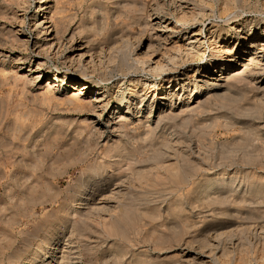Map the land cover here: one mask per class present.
I'll list each match as a JSON object with an SVG mask.
<instances>
[{"label":"rangeland","instance_id":"1","mask_svg":"<svg viewBox=\"0 0 264 264\" xmlns=\"http://www.w3.org/2000/svg\"><path fill=\"white\" fill-rule=\"evenodd\" d=\"M23 1L0 0V264H59L63 250V264H264V71L248 53H264V0H48L64 46L38 53L40 0ZM227 46L228 78L207 84ZM54 72L91 81L87 99L104 102L47 91ZM169 80L179 101L204 89L191 107L153 102ZM132 87L141 112L119 120ZM94 185L85 215L91 205L73 204Z\"/></svg>","mask_w":264,"mask_h":264},{"label":"bare ground","instance_id":"2","mask_svg":"<svg viewBox=\"0 0 264 264\" xmlns=\"http://www.w3.org/2000/svg\"><path fill=\"white\" fill-rule=\"evenodd\" d=\"M23 1V0H22ZM28 1V0H27ZM48 0H40V2H39V4L37 5L38 7L36 8L37 9V12L35 13V16H34V18H35V21H37L36 22V27H38V28H40V29H42V31H41V34H42V36L40 37V36H38V39L39 40H36V41H34L33 42V49H35L36 51H37V53L39 52V50H40V48H41V51H42V49H44V47L46 48V47H48V49L49 50H54L55 48L57 49L56 51H58V50H60V48L61 47H63L64 45V40H63V36H61V34L59 33L60 32V28H61V26H62V23H60V21L58 20H56V19H54V17H53V12L50 14V6L48 5V2H47ZM24 2V1H23ZM25 2H26V0H25ZM56 2H57V0H56ZM95 4V3H94ZM92 5V4H91ZM198 6V5H197ZM187 7V6H186ZM56 8V7H55ZM59 9V8H58ZM36 11V10H35ZM17 12V11H16ZM56 12H57V10H56ZM55 13V12H54ZM60 13V12H59ZM96 14H99V13H96ZM95 15V14H94ZM105 16H106V14H105ZM94 17V16H93ZM101 17V16H100ZM41 18V19H40ZM62 18V17H61ZM95 18V17H94ZM39 19V20H38ZM64 20V19H63ZM63 20H62V22H63ZM102 20V19H101ZM198 21V20H197ZM102 22V21H101ZM64 23V22H63ZM114 24V23H113ZM157 24V23H156ZM1 25V24H0ZM85 25V24H84ZM158 25H161V24H158ZM256 25V24H255ZM2 26V25H1ZM21 27V26H20ZM215 27V26H214ZM68 28V27H67ZM77 28H78V26H77ZM256 28H255V26L253 25V24H248L247 25V31H246V33H247V35H250V33H252L254 30H255ZM69 30V29H68ZM79 31V30H78ZM155 31V30H154ZM65 32V31H64ZM67 32V31H66ZM74 33H76L75 31H73ZM211 32H213V30L211 31ZM227 32V31H226ZM195 33V32H194ZM19 34V33H18ZM3 35V34H2ZM67 35V34H66ZM191 35V34H190ZM194 35V34H193ZM65 36V35H64ZM75 37V36H74ZM193 36H191V38H192ZM196 37V36H195ZM75 38H77V37H75ZM123 38V37H122ZM190 38V37H189ZM190 38V39H191ZM189 39V40H190ZM72 40V39H71ZM164 40V39H163ZM193 39H192V41H190V43L192 42L193 43ZM195 41H196V39H195ZM194 41V42H195ZM70 42V41H69ZM115 42V41H114ZM120 42V41H119ZM72 43V42H71ZM118 43V42H117ZM149 43V42H148ZM69 44V43H68ZM84 44V43H83ZM261 44V43H260ZM88 45V44H87ZM150 45V44H149ZM23 46V45H22ZM67 46V45H66ZM91 46V45H90ZM102 46V45H101ZM148 46V45H147ZM150 46H152V45H150ZM191 46H193V45H191ZM190 46V47H191ZM70 47V46H69ZM155 48V47H154ZM193 48V47H192ZM78 49V48H77ZM82 49V50H81ZM85 48H83L82 46H81V48H80V53H79V61L81 62V59L82 58H84V56H86L87 54V52H85V50H84ZM88 49V48H87ZM93 49V48H92ZM126 49V48H125ZM124 49V50H125ZM148 49H149V47H148ZM147 49V50H148ZM151 49V48H150ZM149 49V50H150ZM152 49H153V46H152ZM151 49V50H152ZM225 49V54L227 55V57H223V62H222V64H221V71H222V73H221V71H220V73H221V75H220V77H219V79H213V78H209L210 80H205L206 81V83L207 84H213L214 86H217V85H221L220 83H219V81L221 80V79H223V78H225V77H227L228 78V76L229 75H227V72H230L231 70H230V68L231 67H233L232 66V56H234V55H231V56H229V54L230 53H232L233 52V48H232V46H227V47H225L224 48ZM84 50V51H83ZM89 50V49H88ZM148 50V51H149ZM150 50V51H151ZM256 50V47H255V45H253V46H251V48H249V54H251L250 55V58H249V62H251L250 64L252 65H254V68L252 69L254 72H256L257 70H261V71H264V53L263 52H258V51H255ZM40 51V52H41ZM55 51V52H56ZM92 51V50H91ZM224 51V50H223ZM24 53V52H23ZM60 53V52H59ZM97 54V53H96ZM95 54V55H96ZM116 54V53H115ZM155 54V53H154ZM77 55H78V53H77ZM148 55V54H147ZM225 55V56H226ZM170 56H171V54H170ZM66 58V57H65ZM68 58V57H67ZM76 58V57H75ZM94 58V57H93ZM123 58V57H122ZM137 58V57H136ZM145 58V57H144ZM147 58V57H146ZM148 58H150V56H148ZM147 58V59H148ZM217 58V57H216ZM78 59V58H77ZM87 59V58H86ZM119 59H121V58H119ZM233 59H235V58H233ZM39 60V59H38ZM66 60H68V59H66ZM71 60V59H70ZM141 60V59H140ZM158 60V59H157ZM18 61V60H17ZM73 61V60H72ZM102 61V60H101ZM123 61V60H122ZM216 61V60H215ZM214 61V62H215ZM229 61L231 62V63H229ZM237 61V60H236ZM16 62V61H15ZM79 62V63H80ZM144 62V61H143ZM157 62V61H156ZM22 63V62H21ZM37 63H40V61L39 62H37ZM158 63V62H157ZM239 63V62H238ZM156 64V63H155ZM248 64V63H247ZM91 65V64H90ZM121 65H123V63H121ZM125 65V64H124ZM165 65V64H164ZM249 65V64H248ZM86 66H87V64H86ZM163 65H161L160 64V61H159V63L158 64H156V65H153L152 67L154 68V69H158V70H161L162 69V71H163V68H164V66H163V68H161ZM122 67V66H121ZM125 67V66H124ZM127 67V66H126ZM176 67V66H175ZM202 67V66H201ZM252 67V66H251ZM82 68V67H81ZM246 68V67H245ZM34 69V68H33ZM39 70H36L37 72H36V74H35V77H34V79H32L34 82H38L40 79H41V76H43V75H45L46 76V74L44 73L45 71L43 70V68H41L40 66H39V68H38ZM93 69V68H92ZM137 69V68H136ZM249 69H251L250 67H249ZM140 70V69H139ZM143 70V69H142ZM164 70H165V68H164ZM169 70V69H168ZM230 70V71H229ZM151 71H153V70H151ZM224 71V72H223ZM247 71H249V70H247ZM29 72V71H28ZM28 72H25V73H23L22 74V77L23 78H27V77H29L30 75L28 74ZM253 72V73H254ZM258 72V71H257ZM256 72V73H257ZM153 73V72H152ZM226 73V74H225ZM249 73V72H248ZM199 74V73H198ZM231 74V73H230ZM247 74V73H246ZM93 75V74H92ZM173 75V74H172ZM253 75V74H252ZM252 75H250L251 77H252ZM44 76V77H45ZM85 76V75H84ZM83 76V77H84ZM204 76V75H203ZM20 77H21V75H20ZM195 77V76H194ZM210 77V76H209ZM242 77H243V75H242ZM246 77V76H245ZM184 78V77H183ZM226 78V79H227ZM233 78V77H232ZM231 78V79H232ZM19 79V78H18ZM83 78L81 77V76H77V79L76 78H73L72 76H69V75H62V74H58V73H56V72H54L53 74H51V75H49V77H48V79H47V83H46V87H47V91H50V92H54L56 89L57 90H60L61 92H63V93H70L71 92V94H69V96L72 98V99H74V101H77V103H79V104H81L82 106L81 107H83V106H87L88 108H89V106H92V108L94 107V106H96V104H98L99 102H104V100H103V96L102 97H99V95L98 94H100L98 91H96L95 93H94V97L92 98V99H87V93L85 92V90L86 89H90V84H92L91 83V81H89V80H82ZM17 80V79H16ZM183 80V79H182ZM198 80V79H197ZM203 80H204V78H203ZM228 80V79H227ZM230 80V79H229ZM234 80V79H233ZM200 82H201V80H200ZM225 82H226V80H225ZM228 82V81H227ZM185 83V82H184ZM189 83H190V81H189ZM198 83V82H197ZM229 83V82H228ZM60 84L61 85H64L65 87H60ZM187 84V83H186ZM146 85V84H145ZM151 85H152V83H151ZM211 86V85H210ZM222 86V85H221ZM225 86V85H224ZM234 86V85H233ZM187 87V86H186ZM206 88V87H205ZM207 88H208V86H207ZM206 88V89H207ZM259 88V87H258ZM156 89H157V91L159 92L158 93V97H159V99H157V100H155V97H154V99H153V102H155L156 101V103L157 104H162L163 103V100H165L166 98H168L170 101V106L171 107H178L180 104H181V106L180 107H184V106H192V104H194V102L196 101V99L198 98V95L202 92V89H204L202 86H200V85H198V84H193V89H191V95H189L188 94V96H185V97H183L182 98V100L181 101H179V99L183 96V95H185L184 94V89L181 87V82H177V81H171V80H169L168 82H166V83H157L156 84ZM226 90V89H225ZM46 91V92H47ZM137 90H136V88H134V87H132L130 90H128V91H125L124 93H123V96L121 97V98H119V100H118V103H117V105H116V107H115V114H119L118 115V118H119V120H122L123 118H126L125 117V115L127 114V113H129V112H131V110H133L132 108H135V111L137 112V114H136V116H139V113L141 112V108H142V106H143V104H142V102H143V99H142V101L140 102V104H136V102H135V95H138V92H136ZM227 91H229V89H227ZM58 93V92H57ZM35 94V93H34ZM54 94V93H53ZM66 95V94H65ZM228 95H231V94H228ZM139 96H140V94H139ZM157 97V98H158ZM50 98V97H49ZM51 98H53V97H51ZM71 98H69L68 100H71ZM56 99V98H55ZM60 99V98H59ZM175 99H177V101H175ZM166 101V100H165ZM198 101V100H197ZM70 102H73V100H71ZM257 102H258V100H257ZM74 103H76V102H74ZM196 103V102H195ZM241 103V102H240ZM159 105V106H160ZM198 105V104H197ZM163 106V105H162ZM190 106V107H191ZM179 107V108H180ZM186 107V108H187ZM91 108V107H90ZM184 109V111H186L187 109ZM193 108V107H192ZM87 109V108H86ZM144 109V108H143ZM150 109H151V111H152V109H153V104L151 103V107H150ZM183 109L182 110H180L179 109V112H182L183 113ZM190 109V108H189ZM93 110V109H92ZM95 110V109H94ZM191 110V109H190ZM134 111V110H133ZM172 113V112H171ZM170 113V114H171ZM114 114V113H113ZM169 114V113H168ZM178 114V113H177ZM134 115V114H133ZM151 115L152 114H149V115H147V118H150L151 117ZM175 115V114H174ZM167 116V115H166ZM169 116V115H168ZM167 116V118H169ZM170 116H172V114L170 115ZM176 116H178V115H175V117ZM117 117V116H116ZM172 117H174V116H172ZM166 118V119H167ZM184 118H185V116H184ZM115 121V120H114ZM153 122V121H152ZM198 125V124H197ZM160 126V125H159ZM200 126V125H199ZM157 127V126H156ZM135 128V127H134ZM133 128V129H134ZM149 128V127H148ZM159 128V127H158ZM249 132H251V131H249ZM250 134V133H249ZM206 137V136H205ZM39 139V138H38ZM163 140V139H162ZM161 141V140H160ZM166 141V140H165ZM176 141V140H175ZM214 142V141H213ZM159 143H161V142H159ZM203 143H205V142H203ZM149 150V149H148ZM156 150V149H155ZM150 151V150H149ZM172 154V153H171ZM187 157V156H186ZM122 159V158H121ZM125 167V166H124ZM137 169V168H136ZM135 169V170H136ZM121 170V169H120ZM95 171V170H94ZM98 171V170H97ZM96 171V172H97ZM132 171V170H131ZM96 172H94L95 174H96ZM93 173V172H92ZM130 173V172H129ZM133 173V172H132ZM208 173V172H207ZM233 173V172H232ZM124 175V174H123ZM205 175V174H204ZM217 175V174H216ZM99 176H102V175H100L99 174ZM127 176V175H126ZM103 177V176H102ZM119 177V176H118ZM123 177V176H122ZM192 177V176H191ZM226 177H227V173L225 172V171H220L219 173H218V175H217V181L219 182V183H225L226 182ZM230 177V176H229ZM236 177V176H235ZM92 178V177H91ZM109 178V177H108ZM120 178V177H119ZM93 179V178H92ZM98 179V178H97ZM229 180V183L227 182V183H225V184H227V186H228V188H232L233 189V187L232 186H234V183H232L233 181H232V179H228ZM227 180V181H228ZM246 180V179H245ZM253 180V179H252ZM92 181V180H91ZM112 181V180H111ZM123 181V180H122ZM215 181V180H214ZM216 181V182H217ZM95 182V181H94ZM83 183H84V181H83ZM85 183H87V182H85ZM91 183V182H90ZM108 183V181H106L105 182V184H107ZM115 183H116V181H115ZM236 183V182H235ZM264 183V182H263ZM103 184V183H102ZM113 184V183H112ZM245 184V183H244ZM81 185V184H80ZM85 185V184H84ZM97 185V184H96ZM210 185V184H209ZM215 185V184H214ZM218 185V184H217ZM223 185V184H222ZM81 186H83V185H81ZM212 186L213 185H210V188H212ZM225 186V185H224ZM245 186H246V184H245ZM254 186V185H253ZM86 187V186H85ZM96 186L94 185V186H87L86 187V189H85V195L84 196H82L81 198L79 197V199H77L76 201H75V203L73 204V207L75 208V209H77V210H80V209H78V208H82L83 207V205L82 204H86V205H91V206H86L85 208L86 209H83V211H82V213L83 214H88V213H92L93 214V212L95 211V210H98L95 206H94V204L93 203H91L90 204V202L89 203H86L85 201L86 200H88L89 201V199H91V197H90V194H92L91 192H94V189H90V188H95ZM98 187V186H97ZM116 187H122V184H118L117 186H115V188ZM256 187V186H255ZM99 188V187H98ZM227 188V187H226ZM227 188V189H228ZM235 188H236V186H235ZM257 188V187H256ZM209 189V188H208ZM248 189V188H247ZM259 189V191H260V188H258ZM80 190V189H79ZM98 190V189H97ZM117 190V189H116ZM121 189H119L118 191H120ZM182 190V189H181ZM256 190V189H255ZM84 191V190H83ZM235 191V190H234ZM97 192V191H96ZM95 192V193H96ZM117 192V191H116ZM121 192V191H120ZM154 192V191H153ZM248 192V191H247ZM83 193V192H82ZM242 193V192H241ZM119 194V193H118ZM257 194V193H256ZM255 194V195H256ZM259 194H261L262 195V192H260ZM258 194V195H259ZM110 195V194H109ZM100 196V195H99ZM114 196V195H113ZM263 196V195H262ZM117 197V196H116ZM214 199H218L217 197L215 198V196H214ZM243 199H244V197H243ZM245 201H247L246 199H244ZM241 201H242V199H241ZM246 203V202H245ZM93 204V205H92ZM98 204V203H97ZM240 204V203H239ZM104 205V204H103ZM99 207H100V205H99ZM98 207V208H99ZM84 208V207H83ZM102 208V207H101ZM100 208V209H101ZM99 209V210H100ZM73 211V210H72ZM72 213V212H71ZM76 213V212H75ZM81 213V214H82ZM95 213V212H94ZM79 214V213H78ZM90 215V214H89ZM70 216V215H69ZM79 216V215H78ZM81 216V215H80ZM84 216V215H83ZM88 216V215H87ZM100 216V215H99ZM96 219V218H95ZM109 227V226H108ZM94 230V229H93ZM65 231V230H64ZM70 231V230H69ZM58 233V232H57ZM159 235V234H158ZM55 236V235H54ZM65 236V235H64ZM52 237V236H51ZM50 237V238H51ZM54 238V237H53ZM66 238V237H65ZM50 240V239H49ZM99 240V239H98ZM243 241V240H242ZM123 243V242H122ZM48 244V243H47ZM53 244V243H52ZM108 245V244H107ZM44 246H47L48 247V245H44ZM245 246V245H244ZM45 249V248H44ZM238 249V248H237ZM147 250V249H146ZM213 251V250H212ZM242 251V250H241ZM40 252V254L42 253L43 255H45L46 253H45V251L44 250H40L39 251ZM71 254V253H70ZM48 255H50V256H52V255H54V253H50V252H48ZM67 255H68V252H67V250L65 251V250H63V252L61 253V261L59 262V264H63L62 262L67 258ZM77 255V254H76ZM33 256V255H32ZM31 256V257H32ZM35 257V256H34ZM54 257V256H53ZM37 256H36V260H37ZM40 258V257H39ZM42 258H43V256H42ZM26 259H28V258H26ZM25 260V259H24ZM29 260V259H28ZM31 260V259H30ZM39 261H41V262H39V263H37V264H43V262H45V260H43V259H39ZM69 261V260H68ZM25 262V261H24ZM21 263H22V261H21ZM29 263V262H28ZM31 263V262H30ZM66 263V262H65ZM33 264V263H32ZM53 264V263H52ZM67 264V263H66ZM71 264V263H70Z\"/></svg>","mask_w":264,"mask_h":264}]
</instances>
